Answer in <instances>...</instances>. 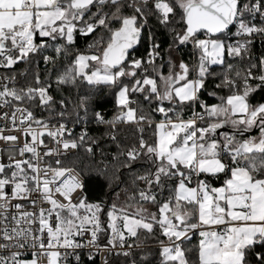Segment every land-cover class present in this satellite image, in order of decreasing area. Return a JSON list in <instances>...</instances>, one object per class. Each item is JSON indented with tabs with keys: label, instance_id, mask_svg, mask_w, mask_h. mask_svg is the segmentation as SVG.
<instances>
[{
	"label": "snow or ice",
	"instance_id": "obj_1",
	"mask_svg": "<svg viewBox=\"0 0 264 264\" xmlns=\"http://www.w3.org/2000/svg\"><path fill=\"white\" fill-rule=\"evenodd\" d=\"M150 17L171 35L167 49ZM146 28V57L137 58L131 52ZM89 36L87 48L76 49ZM257 41L264 45V0H0V139L14 142L20 157L0 159V264H95L101 253L108 254L102 264H192L185 244L197 233L196 264H264ZM49 48L46 66L68 60L56 91L86 83L89 92L57 99L51 74L42 79L39 71L17 86L14 66ZM105 89L115 95L111 118L102 109ZM205 93L218 102L202 99ZM89 122L103 127L101 136L89 134ZM8 125L20 135L4 136ZM122 126L133 130L131 139ZM102 138L115 146L120 167L147 165L133 182L144 185L139 201L157 211L89 202L83 169L66 161L81 149L94 155Z\"/></svg>",
	"mask_w": 264,
	"mask_h": 264
},
{
	"label": "trees",
	"instance_id": "obj_2",
	"mask_svg": "<svg viewBox=\"0 0 264 264\" xmlns=\"http://www.w3.org/2000/svg\"><path fill=\"white\" fill-rule=\"evenodd\" d=\"M149 27L153 29L154 34L158 38V42L162 44L163 49H167L168 44L171 42V35L168 33V30L163 26L157 24L155 17H150L148 21ZM175 27H179V25H173ZM100 33H97L99 36ZM144 36L139 44L135 46V51L131 52V55L136 56L137 58L146 57V49L148 47V41L146 39L147 36V28L144 30ZM93 39L92 36H89L88 41L86 42L83 38H80L78 44L76 45V49L84 50L87 48V43L91 42ZM39 42V39H37ZM190 45L181 50L182 53H187L190 50ZM76 49H70V52H75ZM255 52L257 55L264 53V45L261 44L260 41L256 42ZM42 55H54V52L51 48L47 52L41 54V56L35 57V61L32 63H24L20 62L14 66L13 73L17 76L18 84L17 86H23L27 83H31L33 81L32 73L35 71H39L41 74V78L44 79L49 73L51 74V78L53 81L52 89L50 94L59 99L60 95H69L71 93L72 99H75L77 94L84 95L89 92V87L86 83L80 84L75 88L70 86H64L60 92L56 91V85L54 83L56 75L59 71H62L63 67L68 64V60L61 57L57 61L56 68L53 69L51 64L45 65L42 59ZM186 60L188 59L187 55L184 57ZM164 60L167 61V55L164 56ZM5 70L0 69V73H3ZM164 73L167 74V67L163 69ZM212 71L215 73H220L223 69L220 66H213ZM21 73H27V75H20ZM127 82V81H126ZM219 79L208 81L209 91L212 90V85L218 83ZM94 91V90H93ZM226 92V90H225ZM225 93H219V95H223ZM138 102L142 99L138 96L131 97ZM102 109L106 114V118H111L116 112V103H115V95L109 90L105 89L103 96L101 97ZM202 99L208 101V103H217L218 100L214 97H209L207 93L202 96ZM146 107V106H145ZM197 111L199 109L197 108ZM35 114L37 116H47L46 112H43L40 109L35 110ZM190 111L185 110V118L190 115ZM91 115V113H89ZM159 119V117H156ZM91 126L89 129V134L92 136H101L104 131L102 126H97L94 122H90ZM122 135L128 136L130 139L133 136V130L128 129L127 126H122ZM152 132L149 129L146 133V136H151ZM254 134H258V131L255 130ZM115 146L112 145L108 140L101 139L100 147L95 149L94 155L86 154L83 149H81L76 156L72 158V160L67 161L66 164L71 166L72 162L75 161L77 165L76 170L78 172L83 169L82 176L85 179L86 183V195L88 196L89 202H95L96 200L103 201L107 206L115 203L117 207H125L129 212L135 211L137 205L142 206L148 210V212H155L157 208L155 205L151 203H144L139 201V189L143 188L144 185L142 182L134 183V175L136 173H142L144 168L141 167V164H137L133 169L129 170L127 168L120 167L117 161L112 159V155L115 153ZM103 170V174L101 175V171ZM223 180L221 177L219 180H213L212 183L214 185H219ZM168 195L167 192L164 194ZM134 197V199H133ZM131 206V207H130ZM102 219H105L102 217ZM143 238V237H142ZM161 239H164L161 237ZM149 243L155 245L154 240H149ZM198 244V233L192 236V240L190 243H186L185 247L190 249L188 252L189 259L192 261V264H196L197 253L195 250V246ZM156 249L153 248V251ZM109 259L112 260L114 257L109 256ZM87 264V262H86ZM95 264H99L97 259H95Z\"/></svg>",
	"mask_w": 264,
	"mask_h": 264
},
{
	"label": "built area",
	"instance_id": "obj_3",
	"mask_svg": "<svg viewBox=\"0 0 264 264\" xmlns=\"http://www.w3.org/2000/svg\"><path fill=\"white\" fill-rule=\"evenodd\" d=\"M91 126L90 122L88 124V128ZM0 127H5V124H4V121H0ZM11 126L8 125L6 128H5V131L3 133L4 136H7V135H17L19 136L20 133L18 132H10L8 129L10 128ZM81 131V126H77L75 128V133L76 134H79ZM21 139H23L21 137ZM10 156H15L16 158H20L19 157V148L14 146V142H11V141H4L3 139H0V159H3L4 162H7V158L10 157ZM77 171V170H76ZM78 172V171H77ZM81 178L84 179V177L81 175ZM85 180V179H84ZM106 241L102 238L101 239V247H103V244L105 243ZM105 255H108L107 253H101L99 255H97L95 257V259H97V261L99 262V264H102V257L105 256Z\"/></svg>",
	"mask_w": 264,
	"mask_h": 264
},
{
	"label": "crops",
	"instance_id": "obj_4",
	"mask_svg": "<svg viewBox=\"0 0 264 264\" xmlns=\"http://www.w3.org/2000/svg\"><path fill=\"white\" fill-rule=\"evenodd\" d=\"M226 128H227V130H222V131H230V128L228 127V126H226ZM253 132H255V130L253 131ZM254 133H252V135H253ZM254 135H258V134H254Z\"/></svg>",
	"mask_w": 264,
	"mask_h": 264
},
{
	"label": "water",
	"instance_id": "obj_5",
	"mask_svg": "<svg viewBox=\"0 0 264 264\" xmlns=\"http://www.w3.org/2000/svg\"><path fill=\"white\" fill-rule=\"evenodd\" d=\"M222 130H227V128L225 127V128H224V129H222ZM222 130H221V131H222Z\"/></svg>",
	"mask_w": 264,
	"mask_h": 264
},
{
	"label": "rangeland",
	"instance_id": "obj_6",
	"mask_svg": "<svg viewBox=\"0 0 264 264\" xmlns=\"http://www.w3.org/2000/svg\"><path fill=\"white\" fill-rule=\"evenodd\" d=\"M254 131V130H253ZM252 133H254V132H252ZM254 135V134H253Z\"/></svg>",
	"mask_w": 264,
	"mask_h": 264
},
{
	"label": "bare ground",
	"instance_id": "obj_7",
	"mask_svg": "<svg viewBox=\"0 0 264 264\" xmlns=\"http://www.w3.org/2000/svg\"><path fill=\"white\" fill-rule=\"evenodd\" d=\"M67 162V161H66Z\"/></svg>",
	"mask_w": 264,
	"mask_h": 264
}]
</instances>
